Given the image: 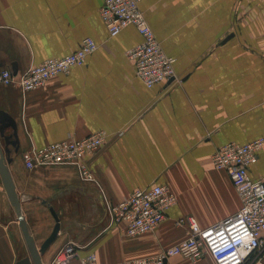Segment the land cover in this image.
Listing matches in <instances>:
<instances>
[{
  "label": "crops",
  "instance_id": "obj_1",
  "mask_svg": "<svg viewBox=\"0 0 264 264\" xmlns=\"http://www.w3.org/2000/svg\"><path fill=\"white\" fill-rule=\"evenodd\" d=\"M102 0H0V70L22 74L48 58L97 45L84 65L39 89L0 84V111L15 122L18 149L4 153L22 217L48 264L67 243L94 253L100 264L148 257L187 236L178 220L201 228L234 215L240 199L211 156L228 143L264 139V0H140L139 8L178 80L148 89L126 52L141 43L133 26L110 37L100 18ZM102 132L105 143L89 160L105 199L116 204L135 190L165 185L176 196L152 233L126 236L109 225L104 198L76 165L27 169L22 154L50 143ZM8 127L4 135H11ZM13 139V138H11ZM3 148V140L0 139ZM264 177V145L249 168ZM29 257L15 210L0 176V264ZM247 264H264V249ZM165 264H214L172 257Z\"/></svg>",
  "mask_w": 264,
  "mask_h": 264
},
{
  "label": "built area",
  "instance_id": "obj_2",
  "mask_svg": "<svg viewBox=\"0 0 264 264\" xmlns=\"http://www.w3.org/2000/svg\"><path fill=\"white\" fill-rule=\"evenodd\" d=\"M139 2L102 0L100 18L110 37L118 35L128 26L136 29L141 43L129 49L126 55L134 61L137 78L150 89L175 79V60L163 52L139 8ZM96 48L94 40L86 37L72 53L48 58L22 74L1 69L0 84L16 83L24 92L39 89L50 79L69 73L73 67L84 65L86 58ZM104 143L105 134L97 132L81 139H67L33 149L23 153L22 159L27 169L47 165H76L82 180L94 183L100 189L88 160ZM263 145V138L244 144L228 143L211 156L212 167L226 173L240 199V207L234 215L205 228H201L192 216L181 218L177 224L186 225V238L154 255L127 259L120 264H165L172 257L197 261L206 254L214 264H247L251 256L264 249V177L253 179L249 174V168L255 164ZM103 198L109 225L124 224V232L129 237L154 232L166 219L168 210L176 204V196L165 185L135 190L116 204H110L104 195ZM51 264L100 263L92 252L80 255L78 247L70 242L62 247Z\"/></svg>",
  "mask_w": 264,
  "mask_h": 264
},
{
  "label": "water",
  "instance_id": "obj_3",
  "mask_svg": "<svg viewBox=\"0 0 264 264\" xmlns=\"http://www.w3.org/2000/svg\"><path fill=\"white\" fill-rule=\"evenodd\" d=\"M1 66V65H0ZM10 127L13 130L11 135H4V130ZM13 138V139H11ZM0 139L3 140V148L0 145V176L3 182L4 188L8 200L10 201L12 207L15 210V214L19 223V227L24 238L29 257L19 260L16 264H42L41 255L48 248V246L55 240L57 233L59 231V220L57 215L51 210V214L55 220L54 228L50 236L42 243L39 249L36 248L32 237L30 236L26 223L22 217L19 201L15 193L13 184L10 180V177L7 173L5 163L11 162V159H6L4 153L8 156L9 149L8 147H15V151L18 149L17 145V136H16V125L14 120L5 112L0 111Z\"/></svg>",
  "mask_w": 264,
  "mask_h": 264
},
{
  "label": "rangeland",
  "instance_id": "obj_4",
  "mask_svg": "<svg viewBox=\"0 0 264 264\" xmlns=\"http://www.w3.org/2000/svg\"><path fill=\"white\" fill-rule=\"evenodd\" d=\"M174 80H178V83L179 84H181L182 83V81L180 80V77L179 78H176V75H175V79H173V81ZM172 81V80H171ZM170 82V81H169ZM20 87V86H19ZM22 90V89H21ZM22 92H24V91H22ZM97 257V256H96ZM98 259V258H97ZM53 261V259L48 263V264H51V262ZM100 263V262H99Z\"/></svg>",
  "mask_w": 264,
  "mask_h": 264
},
{
  "label": "bare ground",
  "instance_id": "obj_5",
  "mask_svg": "<svg viewBox=\"0 0 264 264\" xmlns=\"http://www.w3.org/2000/svg\"><path fill=\"white\" fill-rule=\"evenodd\" d=\"M127 236V235H126Z\"/></svg>",
  "mask_w": 264,
  "mask_h": 264
}]
</instances>
